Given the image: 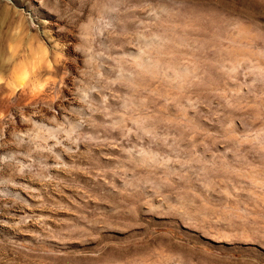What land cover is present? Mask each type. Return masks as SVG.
I'll return each mask as SVG.
<instances>
[{
	"label": "rangeland",
	"instance_id": "1",
	"mask_svg": "<svg viewBox=\"0 0 264 264\" xmlns=\"http://www.w3.org/2000/svg\"><path fill=\"white\" fill-rule=\"evenodd\" d=\"M0 264H264V0H0Z\"/></svg>",
	"mask_w": 264,
	"mask_h": 264
}]
</instances>
